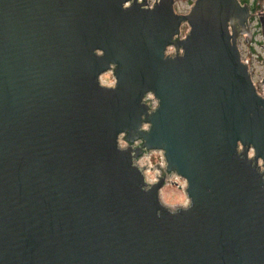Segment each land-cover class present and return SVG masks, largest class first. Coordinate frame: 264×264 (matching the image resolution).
I'll list each match as a JSON object with an SVG mask.
<instances>
[{"label":"water","instance_id":"obj_1","mask_svg":"<svg viewBox=\"0 0 264 264\" xmlns=\"http://www.w3.org/2000/svg\"><path fill=\"white\" fill-rule=\"evenodd\" d=\"M126 2L0 0V264H264V77L237 45L257 14L264 68V0Z\"/></svg>","mask_w":264,"mask_h":264},{"label":"rangeland","instance_id":"obj_2","mask_svg":"<svg viewBox=\"0 0 264 264\" xmlns=\"http://www.w3.org/2000/svg\"><path fill=\"white\" fill-rule=\"evenodd\" d=\"M194 0H175L174 4V9L177 13L180 14H185L188 12L190 5L192 4ZM250 27H251V38L249 39L248 43L245 40L244 36H241L238 40L240 43V47L244 50V53L248 56H251V61L255 62L256 60H260L262 62L263 59V51H262V37H261V28H260V23L257 19V15H253V18L250 20ZM187 30V25H183L181 27V35L185 33ZM110 72H107L101 76V83L104 85H111L106 79L108 77V74ZM255 81L257 82V91L261 92L262 89V84L260 85L258 83L260 79V73L255 74L254 77ZM123 145V143H122ZM154 153L158 152H153L149 158H143L141 161L142 162H149L151 161L152 165H155L159 162V159L154 156ZM151 174V175H150ZM149 180H155L157 171L150 170L149 171ZM182 179V178H181ZM184 191L182 186L177 183L173 177L170 178V182L166 183L161 189H160V196L164 204H167V200L174 198L176 195L177 191Z\"/></svg>","mask_w":264,"mask_h":264},{"label":"clouds","instance_id":"obj_3","mask_svg":"<svg viewBox=\"0 0 264 264\" xmlns=\"http://www.w3.org/2000/svg\"><path fill=\"white\" fill-rule=\"evenodd\" d=\"M139 2L142 3V0H139ZM123 6L125 8L130 7L131 6V0H128V2H126ZM174 52H175V49L172 47H169L167 52H166V55L172 54ZM94 54L99 55V56L104 55L103 51L100 49H95ZM181 54H183L182 51H181ZM112 67L114 68L115 65H113ZM106 79H108V81L112 85V87L115 88V86L117 84V80L113 77V74L111 72L108 74V77ZM147 97L148 98H154L155 94L153 92H148ZM149 127H150V125L146 123L143 125L142 130L147 131L149 129ZM121 146L122 145L118 144V147H121ZM254 154H255V151L253 149V151L250 155H254ZM154 156L159 159V162L161 164L164 163L162 151L158 152V153H154ZM260 164L264 165V160H261ZM261 171L264 172V167H261ZM173 179L177 183H179L183 189H186L188 187V181L186 179H181L178 175L173 176ZM142 190L148 191L147 188H143ZM191 204H192V202H191L190 198L188 197L187 193L185 191L180 190V191H177L174 198L167 200V204L165 205V207L170 211V213L175 214L179 207H182L183 209H185V211H187L191 207ZM157 214L160 215L159 212Z\"/></svg>","mask_w":264,"mask_h":264},{"label":"built area","instance_id":"obj_4","mask_svg":"<svg viewBox=\"0 0 264 264\" xmlns=\"http://www.w3.org/2000/svg\"><path fill=\"white\" fill-rule=\"evenodd\" d=\"M155 2V0H147V3H148V6H151L153 3ZM252 32V31H251ZM239 40V39H238ZM240 43L237 41V45H238V49H239V52H240V59L243 63L247 62L249 68H250V75H251V80H252V83L253 85L255 86L256 90H257V82L255 81L254 77H255V74L257 73H260V79L258 81V83L261 85V81L264 77V68H263V62H261L260 60H256L255 62H252L251 61V56H248L244 53V50L242 49V47H240L239 45ZM258 92V91H257ZM259 94H262L263 93V87L261 89V92H258ZM152 154V153H151ZM150 154V155H151ZM150 155L146 156L145 158H149ZM144 158V157H143ZM141 158L140 160L137 161V164L139 166V163L142 162L141 160L143 159ZM146 163V161H145ZM148 165L151 166L150 170H152V167L153 165L151 164V161H147ZM158 164L160 165H163L161 164L160 162H158ZM154 171V170H153ZM158 174V172H157ZM157 176V175H156ZM156 181V179H155ZM170 182V181H169Z\"/></svg>","mask_w":264,"mask_h":264},{"label":"flooded vegetation","instance_id":"obj_5","mask_svg":"<svg viewBox=\"0 0 264 264\" xmlns=\"http://www.w3.org/2000/svg\"><path fill=\"white\" fill-rule=\"evenodd\" d=\"M239 1H240L241 4H248L250 13H254L256 9H259V8L263 7L262 0H239ZM252 18H253V16L248 18V27H249L250 31H251L250 20ZM258 18H259V16L257 15V19ZM258 21H259V19H258ZM241 36H243V35H241ZM241 36H239V38Z\"/></svg>","mask_w":264,"mask_h":264},{"label":"bare ground","instance_id":"obj_6","mask_svg":"<svg viewBox=\"0 0 264 264\" xmlns=\"http://www.w3.org/2000/svg\"><path fill=\"white\" fill-rule=\"evenodd\" d=\"M139 167L144 168L143 173H144V176L146 178V182L149 183V184L150 183H153L155 180H153V181L152 180H149V175H148L149 174V171L151 169L150 168L151 166H149L147 162L146 163L145 162H140L139 163Z\"/></svg>","mask_w":264,"mask_h":264}]
</instances>
